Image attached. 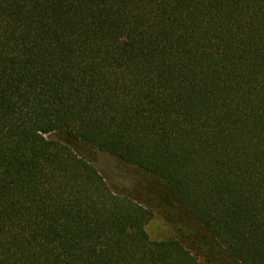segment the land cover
<instances>
[{"label": "trees", "instance_id": "1", "mask_svg": "<svg viewBox=\"0 0 264 264\" xmlns=\"http://www.w3.org/2000/svg\"><path fill=\"white\" fill-rule=\"evenodd\" d=\"M200 258L264 264V0H0V264Z\"/></svg>", "mask_w": 264, "mask_h": 264}, {"label": "rangeland", "instance_id": "2", "mask_svg": "<svg viewBox=\"0 0 264 264\" xmlns=\"http://www.w3.org/2000/svg\"><path fill=\"white\" fill-rule=\"evenodd\" d=\"M85 154L88 158L93 159L95 167L102 174L104 180L113 191L118 193H132L138 199L143 198L142 196L144 193L155 198L164 195L160 186H146L142 176H137L133 168L126 167L113 157L104 153L94 152L92 149L87 150ZM137 191L140 192L139 194L141 195L135 193ZM146 232L151 241L178 239L176 232L164 223L158 215H155L146 225ZM199 263L204 264V260L200 258Z\"/></svg>", "mask_w": 264, "mask_h": 264}]
</instances>
